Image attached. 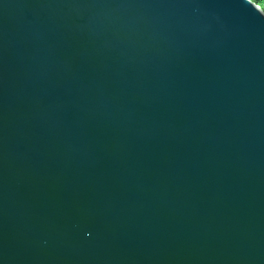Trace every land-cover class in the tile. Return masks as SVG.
<instances>
[{
    "label": "water",
    "instance_id": "obj_1",
    "mask_svg": "<svg viewBox=\"0 0 264 264\" xmlns=\"http://www.w3.org/2000/svg\"><path fill=\"white\" fill-rule=\"evenodd\" d=\"M0 264H264V10L0 0Z\"/></svg>",
    "mask_w": 264,
    "mask_h": 264
},
{
    "label": "trees",
    "instance_id": "obj_2",
    "mask_svg": "<svg viewBox=\"0 0 264 264\" xmlns=\"http://www.w3.org/2000/svg\"><path fill=\"white\" fill-rule=\"evenodd\" d=\"M253 1L259 4L264 10V0H253Z\"/></svg>",
    "mask_w": 264,
    "mask_h": 264
}]
</instances>
